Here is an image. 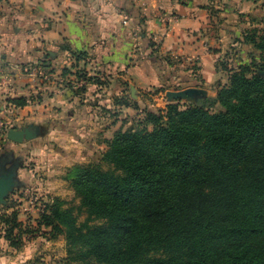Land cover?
Wrapping results in <instances>:
<instances>
[{"label":"crops","instance_id":"0c3cea01","mask_svg":"<svg viewBox=\"0 0 264 264\" xmlns=\"http://www.w3.org/2000/svg\"><path fill=\"white\" fill-rule=\"evenodd\" d=\"M252 28L264 29V0H0L6 75L0 118L9 125L0 136V177L19 179L12 183L15 190L37 188L44 197L37 200L44 202L64 179L61 173L104 152L103 140L124 114L164 109L146 102L154 89L163 95L155 100L163 107L195 104L196 96L172 97L189 89L215 98L228 79L222 59L234 51L237 62L225 63L230 69L247 64L238 58L254 52L243 43ZM73 54L84 56L76 60ZM80 70L98 83L78 91L85 85L75 81ZM19 99L26 100L24 107L13 104ZM29 126L40 127L41 135L22 144L7 139L10 130ZM18 199L23 205L8 212L17 211L25 227L36 226L42 203L26 207V198ZM27 211L33 219L24 217ZM37 241L18 251L0 239V264H9L10 254L32 255Z\"/></svg>","mask_w":264,"mask_h":264},{"label":"trees","instance_id":"16d2710c","mask_svg":"<svg viewBox=\"0 0 264 264\" xmlns=\"http://www.w3.org/2000/svg\"><path fill=\"white\" fill-rule=\"evenodd\" d=\"M243 43L250 63L222 64L227 84L215 98L146 111L139 129L106 142L111 169L67 171L84 223L57 198L42 202L36 226L9 206L0 239L19 251L43 231L63 235L66 264H264V29ZM75 81L85 83L78 91L98 83L82 70Z\"/></svg>","mask_w":264,"mask_h":264},{"label":"rangeland","instance_id":"374dc122","mask_svg":"<svg viewBox=\"0 0 264 264\" xmlns=\"http://www.w3.org/2000/svg\"><path fill=\"white\" fill-rule=\"evenodd\" d=\"M234 52V51H233ZM230 53L226 58H223L221 64H225L227 63V66H232L236 61V57L234 56V53ZM228 57L230 62L228 61ZM244 59H242L241 57L238 58V61H242V62H246L247 64H249L248 62H250L249 57L247 56L246 53V57L243 56ZM221 67H223L221 65ZM129 95V92H127ZM150 96L148 97L149 99L146 101L151 108H165L163 107V105H158V103L155 101L157 99H163V95L162 96H157L156 95V90L154 89L153 92L149 93ZM141 108H144V105L142 103ZM140 111V110H139ZM136 111V110H132L131 112H127L126 114H124V116L127 117H123L124 119H120L121 121H119V123L117 124V126L111 131V133L108 135V138L110 139H104L102 138V140L104 141V152H107L108 150V146L106 144L107 141H112L114 139V136L117 132H121V133H126L130 130L132 131H136L137 129H139V119L143 117V114H141V112ZM126 122V123H124ZM103 137V136H102ZM103 153L100 155H90L84 162L82 163H77L78 165H84V166H89V165H102L103 169H105L106 171L111 169L110 166H108L107 164L102 163V156ZM12 162H9L8 166H9V171L11 170V172H13V170L16 168V166L14 164H11ZM30 167H36L35 163H29ZM68 175V172H63L61 173L59 176L60 177H64V179H60V185H58L57 187H55L52 191V193H50V195H48V198L46 197V200L44 201L45 203H48L49 200L57 198L62 202V208L63 209H73L75 215H77L79 222L80 223H84L86 220V214L84 212H82L79 209L80 206V201L79 198L76 196L75 190L73 189L71 182L66 180V176ZM4 179H7L12 183L15 182V180H19V179H14L15 176H12V174H6V176H3ZM23 182V181H22ZM13 184H12V188L10 189V191L3 197L1 205L4 207H0V211H4V209L6 208V206H16L19 207L21 205H23V203H18L19 201V196H24L26 199L24 200V206L29 207V203L27 202V200L29 201V198H34L35 202H34V206L37 208L39 203H42L43 201H41V199L37 200L36 196H39V198H44L42 196L39 195L38 193V189H29L26 186L24 187H20L19 189L15 190L13 188ZM37 190V191H34ZM20 193H22L20 195ZM42 203L40 205V211L44 208V204ZM5 204V205H4ZM32 206V207H34ZM26 209V208H25ZM26 212V211H25ZM24 217H28V219H33V217H30V214L24 213ZM28 222V221H27ZM47 231H43V234L41 236H39L38 239V245L37 246V251H35L34 253H32V255H26L23 256L22 254H18L17 256L15 254H10V256L6 257L7 262L10 263H14V264H19V260L18 258H27L30 257L31 260L35 261L37 264H66V260H67V242L66 239L63 235H57L56 238L52 237V235L50 233H46ZM28 239V238H27ZM33 241V239H28V241H26L25 246L30 244ZM34 264V263H33ZM68 264V261H67Z\"/></svg>","mask_w":264,"mask_h":264},{"label":"water","instance_id":"95a60500","mask_svg":"<svg viewBox=\"0 0 264 264\" xmlns=\"http://www.w3.org/2000/svg\"><path fill=\"white\" fill-rule=\"evenodd\" d=\"M202 93L197 90L189 89L178 94H172L175 98H195V102L198 98H206L201 96ZM41 135V129L38 126H29L23 130H10L7 133V139L13 143L22 144L24 141H31L38 138ZM12 184L9 180L0 177V205L3 197L10 191Z\"/></svg>","mask_w":264,"mask_h":264},{"label":"built area","instance_id":"2783aa9c","mask_svg":"<svg viewBox=\"0 0 264 264\" xmlns=\"http://www.w3.org/2000/svg\"><path fill=\"white\" fill-rule=\"evenodd\" d=\"M179 2H185L187 0H178ZM30 75L32 76H37L38 70L36 67H30L28 69ZM6 82V75L4 72V66L3 63L0 59V88L2 85ZM9 128V125H7L2 118H0V134H3L7 129ZM35 199L34 198H29V205L32 207L34 206Z\"/></svg>","mask_w":264,"mask_h":264}]
</instances>
